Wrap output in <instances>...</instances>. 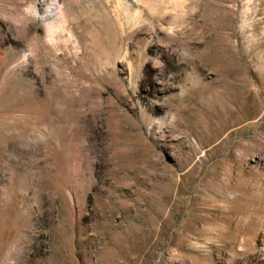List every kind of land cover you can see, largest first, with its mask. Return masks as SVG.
<instances>
[{
    "label": "rangeland",
    "instance_id": "obj_1",
    "mask_svg": "<svg viewBox=\"0 0 264 264\" xmlns=\"http://www.w3.org/2000/svg\"><path fill=\"white\" fill-rule=\"evenodd\" d=\"M11 1L0 264H264V0Z\"/></svg>",
    "mask_w": 264,
    "mask_h": 264
},
{
    "label": "bare ground",
    "instance_id": "obj_2",
    "mask_svg": "<svg viewBox=\"0 0 264 264\" xmlns=\"http://www.w3.org/2000/svg\"><path fill=\"white\" fill-rule=\"evenodd\" d=\"M88 1L89 0H60V3L56 6V8H57L56 11L53 9H50L49 10V12H50L49 16L47 17V23L50 22L48 25V27H49L48 38L52 39L54 37L53 36L54 25L51 23L57 21L58 17L61 16V14H62V3L66 4L68 6H71V7L77 6V5L86 6ZM116 2L118 3V5H124L125 9L127 11L129 10L128 2L126 3L125 0H116ZM40 4H43V1H40ZM35 5L36 4L30 5V6L28 5V7L23 12H21L20 14H18V12L17 13L9 12L7 17L9 20H11L13 22V24L15 25V27L18 30L24 31L26 29V27L28 26L27 23L32 21L38 15V11H37ZM54 11H55V14H52V12H54ZM43 18H44L43 15L39 16V19H43ZM32 48L34 50H38L36 44H33ZM190 83L192 85L194 84L193 81H190ZM218 94H219V92H218Z\"/></svg>",
    "mask_w": 264,
    "mask_h": 264
}]
</instances>
